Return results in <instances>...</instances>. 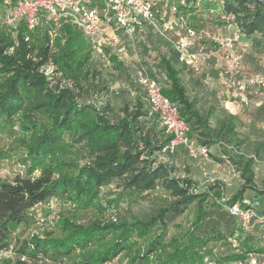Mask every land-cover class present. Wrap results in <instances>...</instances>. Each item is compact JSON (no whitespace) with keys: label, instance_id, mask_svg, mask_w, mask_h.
<instances>
[{"label":"trees","instance_id":"trees-1","mask_svg":"<svg viewBox=\"0 0 264 264\" xmlns=\"http://www.w3.org/2000/svg\"><path fill=\"white\" fill-rule=\"evenodd\" d=\"M205 1L210 7V0ZM196 2L187 0L180 9L195 8ZM220 12L234 16L243 36L264 39V0H222ZM4 24L8 26L0 19V142L5 134L14 138L9 147L0 146V159L17 156L24 171L13 179H0V246L13 231L30 225V210L37 203L58 196L65 204L53 229L24 239L21 254L0 260V264H61L70 254L73 261L68 264H110L121 256L126 259L121 264H207L219 242L229 245L221 261L258 251L245 245L241 237L242 232L259 234L258 229H244L225 207L242 199L247 187H255L253 157L242 156L237 161L245 183L230 198L219 182L195 191L196 181L176 176L170 163L157 161L155 155L170 136L165 128V136L145 130L142 117L147 111L141 99L133 109L124 105V114L116 119L111 116L110 102L79 100L88 92L108 93L110 88L92 65V45L80 29L69 23L60 26L58 42H64L57 53L49 36L36 35L48 30L44 26L29 29L22 19L10 34L2 32ZM166 44L169 50L160 52L157 63L164 71L159 78L163 90L188 122L190 137L197 144H211L221 128L214 127L211 113H202L189 96L181 75L184 64ZM49 65L55 66L54 73L61 71L72 80L73 87L61 85L54 75L49 77L42 69ZM73 148L83 153V164L68 157ZM115 180L138 192L161 186L173 199L153 213L130 220L96 216L87 223L77 222L80 212L96 204L102 187ZM193 203L196 208L186 229L168 237V222ZM98 206L101 211L108 207ZM230 238L236 240L234 246Z\"/></svg>","mask_w":264,"mask_h":264},{"label":"rangeland","instance_id":"rangeland-1","mask_svg":"<svg viewBox=\"0 0 264 264\" xmlns=\"http://www.w3.org/2000/svg\"><path fill=\"white\" fill-rule=\"evenodd\" d=\"M174 1L179 6H185L187 4V0H184L185 4L182 3L183 0ZM197 1V6L195 8L190 6V8L194 9L193 11H190V8H183L184 11L182 9L181 11L186 15V19H188L192 25L199 30H202V33L205 34L202 35V44H205L208 48L214 47V43L207 36L212 32L219 31V33L225 36L232 35L236 32V24L223 19L221 16L222 14L220 11L222 9V0H210V7H206L207 1L205 0ZM1 11H3V7L0 0V15L2 14ZM39 26H44L45 29L48 30H39L36 35L39 38L43 37L42 34L46 37L49 36L53 50L57 53L60 52L61 45L64 42V40H61L62 42L59 41L60 43L58 42V36L61 31L60 27H54L51 25L46 26L45 24H42V22L39 23ZM2 32L14 34V29L5 25L3 26ZM149 36L151 38L149 39L151 44L142 47V54L140 56L148 68L156 69L155 74L161 79V75H163L164 71L160 66L158 67V64L155 66L154 62H160V52L169 50V45H167L166 42L153 31ZM215 48H217V44L215 45ZM237 49L242 56L238 73L241 77L245 76L246 78H249L257 72L264 73V39L260 36H241L237 43ZM111 55L115 56L118 61H121L123 65L118 66L115 61L112 60ZM111 55L108 56V58H104L92 53V65L101 72V78L109 84L110 88L108 93L103 92L101 94L93 95L88 92V94L79 97V100L89 103H101L103 101L110 102L114 108L111 116L113 119H116L124 114V105L128 104L133 109L137 105V99H141L144 104V109L147 111V114L142 117L145 130L157 131L165 136L166 133L165 131H162L164 127L161 124L158 114L151 112L150 110L146 89L135 82L134 72L129 64L122 61L118 55ZM130 57L134 59L136 58L133 54L130 55ZM218 57L219 58L211 57L210 60L207 61L208 63L210 62V64L205 63L202 66L201 73H198L202 74V79L205 83V86L203 87L204 100L202 101H205L207 106L209 105L208 102L212 101L211 99L217 98L221 101L222 107L227 110L225 114L218 116L219 118H211V124L216 128H221V131L218 133V136H215L213 142L208 144V146H212L209 147L211 150L210 161L202 158H192L183 146H180L174 153L166 155L157 153L155 156L158 162L165 161L170 163L175 169L174 173L176 176L188 177L196 181L194 188L195 191H202L219 182L220 186L223 188L224 195L227 198L234 195L245 183L241 171L238 168L237 161L242 156H245V158L253 157V184L255 187H247L242 199H239L238 201L242 202L243 199H248L252 201L259 212L264 213V100H262L258 94L253 92V87H249L244 94L248 95L251 103L247 106L242 104L239 99L242 91L239 92L234 90L230 84L226 82L225 77L222 74L223 70L230 65L229 59L222 55ZM213 58H215V60ZM211 61H214V63ZM213 66H215L214 68H217L216 72L218 73L209 75L211 77L208 76V78L204 79V76L207 75L205 70L208 67V69H211ZM42 69L49 77L54 75L57 80L61 81V85L73 87L74 84L72 80L66 79V77L62 76L61 71L54 73V65H49ZM203 72H205V74H203ZM227 98L231 100L234 99V102L236 103L235 108L234 105L230 103H228L229 108H225L223 101L224 104H226L225 99ZM233 112L236 114L231 115ZM222 115H225V118H223L224 116ZM220 119H222L223 123H221ZM18 128L17 125V132H19ZM195 135L200 137L198 134ZM3 137L0 146L3 145L7 148L14 137L8 134L3 135ZM198 144L201 145V143ZM16 157L17 156H12L0 159V179H13L19 172L24 171L23 165L16 160ZM68 157L75 158L80 164H83L85 161L83 153L77 148H73V151L68 154ZM231 168H234L237 173L236 175ZM214 171H216L217 178L214 182H210L207 180L205 172ZM172 199V196H170L161 186H157L147 192H138L133 189L123 188L119 184V181L115 180L102 187L101 195L96 204L83 213L80 212L76 217V221L87 223L90 218L96 216L110 220L112 218V213H117L119 220H130L153 213L157 211L159 207L167 206ZM111 200H114V202H109ZM100 204L107 205L108 207L101 211L98 206ZM195 208V204H191L185 212L168 222V237L173 234L181 233L183 229H186L188 223L191 222ZM64 212L66 211H63V213ZM40 215L47 214L42 211ZM38 227L39 224L37 223L36 218L32 217L30 225H22L17 230L13 231L11 236H9V240L6 244L13 245L16 257L21 254L19 249L23 244V240L28 237L31 238ZM49 230L51 229H49L48 226L41 229L43 234H47V231ZM157 231L160 230L157 228ZM258 233L259 234L248 236L246 233L242 232L241 237L244 239L245 245L256 248L260 252H264V234L259 230ZM146 240L147 238L142 241L145 242ZM221 243L222 242L217 243V246L214 247L217 253L213 260L207 264L230 263L229 261L219 260L221 253H224L229 249V245H221ZM124 259L125 258L122 256L118 257L110 264H121V261ZM71 261H73L72 254L68 255L61 264H68Z\"/></svg>","mask_w":264,"mask_h":264},{"label":"built area","instance_id":"built-area-1","mask_svg":"<svg viewBox=\"0 0 264 264\" xmlns=\"http://www.w3.org/2000/svg\"><path fill=\"white\" fill-rule=\"evenodd\" d=\"M182 3L185 4L184 0ZM1 5L3 11L0 19L10 27L16 28L22 19L29 29H34L40 22L54 27L69 23L83 32L95 54L104 58L116 54L129 64L134 72L135 82L146 89L151 112L158 114L170 136L159 150L161 155L174 153L183 146L192 158L210 161V148L205 144H197L190 137L189 124L180 115L176 103L164 92L159 77L154 74L156 69L148 68L140 56L142 47L149 45V34L152 31L168 42L175 50L178 60L195 73H201L202 66L211 57H227L230 65L222 74L234 90L242 91L239 96L241 102L245 105L251 103L248 95L244 94L249 87H253V92L264 100V73L257 72L249 78L238 74L242 56L237 43L243 36L242 33L238 29L228 36L219 31L208 33L207 36L214 43L213 48H208L202 44V30L186 19L174 0H1ZM221 16L233 22V15ZM132 54L136 56L135 59L130 57ZM154 63L156 66L157 62ZM231 169L236 175L234 168ZM205 176L210 182L217 178L216 171L205 172ZM64 204L60 197L53 196L31 208L30 215L39 224L34 235L42 236L43 227L52 229L55 226L57 214ZM225 207L244 229H258L264 234V213L259 212L252 201L243 199L242 202L236 201ZM42 211L47 215H40ZM112 220H118L117 213L112 214ZM230 240L234 246L236 240ZM15 257L13 245L0 246V260ZM229 264H264V252L252 251L246 257Z\"/></svg>","mask_w":264,"mask_h":264},{"label":"crops","instance_id":"crops-1","mask_svg":"<svg viewBox=\"0 0 264 264\" xmlns=\"http://www.w3.org/2000/svg\"><path fill=\"white\" fill-rule=\"evenodd\" d=\"M213 59L215 60V58H213ZM211 62L214 63V61H211ZM208 64H210V62ZM180 67H181L182 79H183L184 84L187 87L188 94L191 98L196 100L197 106L200 109V111L202 113H205V114L211 113V118H214V119H215V117L219 118L218 116H220L221 114H225L227 112V110H225L222 107L221 101L219 99H217V98L211 99L212 101H209L208 102L209 105H207V106H206V102L202 101V100H204L203 87L205 86V83L202 79L203 78L202 74H198V73L193 72L186 65H183V66L180 65ZM214 67L215 66H213V68H211V69H208L209 68L208 67L207 68L208 70L207 69L205 70L207 75L204 76V79L208 78L209 75H213V74L218 73V72H216L217 68H214ZM205 72H203V74H205ZM209 77H211V76H209ZM225 102H226V104H224V101H223V105L227 109L229 108L228 103L234 105V108L236 107V103L234 102V99L231 100V99L227 98V99H225ZM230 112H232V111H230ZM235 114H234V112L231 113V115H235ZM222 116H224L223 118H225V115H222ZM222 119H220L221 123H222ZM209 147H212V146H209Z\"/></svg>","mask_w":264,"mask_h":264}]
</instances>
